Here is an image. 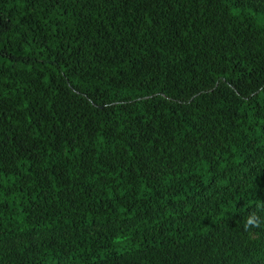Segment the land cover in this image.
I'll use <instances>...</instances> for the list:
<instances>
[{
  "label": "trees",
  "instance_id": "obj_1",
  "mask_svg": "<svg viewBox=\"0 0 264 264\" xmlns=\"http://www.w3.org/2000/svg\"><path fill=\"white\" fill-rule=\"evenodd\" d=\"M0 264H264V0H0Z\"/></svg>",
  "mask_w": 264,
  "mask_h": 264
},
{
  "label": "clouds",
  "instance_id": "obj_2",
  "mask_svg": "<svg viewBox=\"0 0 264 264\" xmlns=\"http://www.w3.org/2000/svg\"><path fill=\"white\" fill-rule=\"evenodd\" d=\"M247 225H253V226H255V220H254V218H249L247 220V222H246V227H247Z\"/></svg>",
  "mask_w": 264,
  "mask_h": 264
}]
</instances>
